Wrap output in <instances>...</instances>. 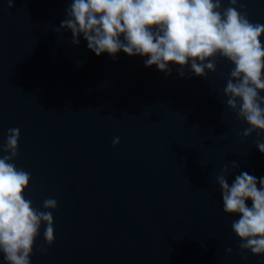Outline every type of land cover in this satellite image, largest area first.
<instances>
[{
	"label": "water",
	"instance_id": "obj_1",
	"mask_svg": "<svg viewBox=\"0 0 264 264\" xmlns=\"http://www.w3.org/2000/svg\"><path fill=\"white\" fill-rule=\"evenodd\" d=\"M240 2L264 24V0ZM71 3L0 0V158L19 128L10 163L30 174L33 208L54 216L55 241L42 222L31 264H264L239 248L240 214L224 212L217 182L226 166L230 185L242 172L264 177V131L245 137L224 93L234 64L217 55L215 72L196 76L189 62L181 77L180 65L169 75L122 50L97 56L82 34L76 45L56 32Z\"/></svg>",
	"mask_w": 264,
	"mask_h": 264
},
{
	"label": "clouds",
	"instance_id": "obj_2",
	"mask_svg": "<svg viewBox=\"0 0 264 264\" xmlns=\"http://www.w3.org/2000/svg\"><path fill=\"white\" fill-rule=\"evenodd\" d=\"M6 3L15 7V0ZM229 5L222 8V0H73L56 32L71 30L76 45L82 34L97 56L107 52L115 58L121 50L129 56H146L145 66L156 65L169 75L170 64L180 65L181 77L189 62L196 76L206 77V70L216 71L217 55L228 59L234 67L224 93L228 106L250 125L243 132L248 137L264 131V44L260 39L264 24L252 23L246 11H238L237 6L245 8L240 0H229ZM20 137L19 128L8 130L3 151L11 154L0 158V253L7 264H31L42 222L47 225V244L55 241L52 212L33 208L24 196L30 174L10 163L18 156ZM119 143L120 138L115 137L113 144ZM257 147L264 153V143L257 142ZM231 166L239 167L235 161ZM224 173L217 182L224 212L240 214L232 223L242 241L239 248L264 254V177L258 180L242 172L230 185L227 166ZM249 198L251 207L246 204ZM43 207L56 209L58 203L48 198ZM45 250L41 245V251Z\"/></svg>",
	"mask_w": 264,
	"mask_h": 264
}]
</instances>
